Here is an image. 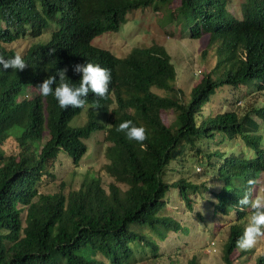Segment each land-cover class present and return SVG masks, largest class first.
Segmentation results:
<instances>
[{
	"label": "trees",
	"instance_id": "1",
	"mask_svg": "<svg viewBox=\"0 0 264 264\" xmlns=\"http://www.w3.org/2000/svg\"><path fill=\"white\" fill-rule=\"evenodd\" d=\"M169 2L0 0V54L5 58L12 48L6 50L4 44L26 36L36 38L49 30L48 37L22 51L29 67L0 71V264H131L133 253L146 255V249L150 261L158 264L156 240L165 239L168 231L186 232L167 213L169 188H175L178 204L192 209L196 220L202 219L203 206L193 211L195 196L203 201L206 190L212 195L207 205L213 215L232 211L222 262L231 264L234 250L244 253L236 241L246 226L240 221L251 209L240 206L239 200L247 191V180L264 172V146H260L255 121L257 116L264 122V92L260 107L240 106L241 114L233 109L206 114L201 108L222 86L242 87L256 80V87L262 89L264 0H245L240 17L228 13L226 0H178L174 8L166 6ZM151 4L155 10L170 9L185 19L181 26L188 29L190 39L206 34L207 45H215V64L206 71L198 69L200 79L188 92L175 87L176 72L162 45L132 47L117 57L92 43L103 33L118 31L131 11ZM86 61L111 71L107 97L89 92L86 98V104L102 115L109 113L111 120L95 121L89 111L88 122L72 127L68 122L81 108L61 109L54 96H41L37 86L63 68H67L69 82L78 86L81 74L72 66ZM30 85L37 93L26 99L23 89ZM168 111L173 118L165 123L161 115ZM124 120L145 127L148 138L143 144L117 132ZM95 125L108 127L103 168L111 179L106 186L97 175L85 171L76 187L60 184L54 192L41 191V177L53 176L59 154L78 164L86 151L83 140ZM216 133L222 138L238 136L254 156L241 150L207 154L212 176L221 174L216 191L204 182H193L186 173L176 179L166 175L185 171V158L201 154L203 141ZM8 137L15 141V150L6 153L3 144ZM168 166L174 170L167 171ZM81 248L88 249L86 256L78 252ZM176 253L165 264H175ZM190 256L185 264H198L196 252ZM254 264H264V254Z\"/></svg>",
	"mask_w": 264,
	"mask_h": 264
},
{
	"label": "rangeland",
	"instance_id": "2",
	"mask_svg": "<svg viewBox=\"0 0 264 264\" xmlns=\"http://www.w3.org/2000/svg\"><path fill=\"white\" fill-rule=\"evenodd\" d=\"M243 2L245 0H226V10L232 16L240 17L241 4ZM177 5L178 0H170L166 6L174 8ZM151 6L152 4L150 7L147 6L131 11L126 15V21L120 26L118 31L103 33L96 37L92 43L99 48L109 50L117 57L125 55L132 47L149 46L151 44L162 45L169 55L170 62L176 72L175 87L188 92L190 87L200 79L201 73L198 72V69L202 68L203 71H206L211 69L215 64L217 59L214 51L215 45L210 47L207 45L208 36L206 34L196 39H190L188 37V29H184L181 26L185 25V19H182L179 14L171 13L170 9L155 10ZM168 19H170L169 22L166 21ZM178 28L179 32H177ZM48 36L49 30L46 29L36 38L29 39L28 37H24L18 39L14 43V46L22 52L32 41L38 42ZM203 51H206L205 55L201 54ZM200 59H202L201 62H199ZM191 73L192 75H190ZM251 88H253L252 82H249L246 86L235 88L222 86L210 96L209 102L204 104L201 109H204L206 114H214L226 109H233L237 114H241L243 112L241 109L243 108L260 105L262 91H249ZM238 107L241 109H238ZM201 115L203 116L202 112ZM86 118L87 108L84 107L78 115L69 120L68 125L72 127L83 125ZM161 118L167 123L172 120L173 113L168 111L167 114H162ZM257 133L261 137V145L264 146V124L262 122H259ZM221 136L223 135L216 133L212 139L203 141L198 152L202 151L203 154L187 156L184 161L185 171L177 173L170 171L166 175L170 179H176L183 173H186L188 178L193 182H204L208 189L216 191L220 185L221 174L219 176L214 173L212 176L214 170L210 168L211 165L207 164V154L219 151L227 154L230 151L241 150L249 156H254V151L246 148L238 136L234 138H222ZM219 138L222 139L221 142H217ZM85 142L87 151L76 166L70 162V159L66 155H58L59 161L55 162V167L51 170L53 176L42 175L41 177V191L54 192L59 189L60 184L76 187L79 183L80 174L85 171L97 175L101 179L103 186H106L111 178L108 177L103 168L107 160L104 155L106 143L102 140V133H92ZM14 143L13 138L8 137L3 144V150L6 153L15 150L13 147ZM212 157L213 155L210 158L212 159ZM72 169L75 170V173L71 172ZM168 170H174V168L168 166ZM256 181L257 184L253 196L257 193H264V173H257ZM175 194V188H169L167 195L170 211H167V213L173 215L175 219L183 224L186 227V232L168 231L165 239L156 240L158 243V253L160 254L158 264L167 263L171 259L174 250L178 253L174 260L175 264H185V261L191 258L192 252H196L198 264H223L221 254L227 237L229 224L227 217L230 220L233 219L232 211L226 217L214 214L211 219L209 215L210 206L207 205V199L212 198V195L206 190L202 194L205 196L203 201L200 196H195L193 211L199 208V204L203 206L201 208L203 219L199 221L192 217V209L188 210L183 205L178 204ZM250 215L244 220L245 225ZM214 225L216 226L213 227ZM134 243L132 244L133 247ZM138 250L143 251V247H138ZM78 252L86 256L89 251L86 248H81ZM238 253L235 250L231 253V264H254L255 258L264 254V237L258 238L257 244L250 252ZM145 254L140 255L134 252L133 257L131 256L134 259L131 264H156L150 261L151 257L147 249L145 250ZM123 264L127 263L124 262Z\"/></svg>",
	"mask_w": 264,
	"mask_h": 264
},
{
	"label": "clouds",
	"instance_id": "3",
	"mask_svg": "<svg viewBox=\"0 0 264 264\" xmlns=\"http://www.w3.org/2000/svg\"><path fill=\"white\" fill-rule=\"evenodd\" d=\"M28 38L33 39L32 37H28ZM14 43H9L4 45L6 50H11L10 48H12V51L9 55H7L8 58H5L2 54H0V66H2V69H0V71L7 69L23 71L25 68L29 67V65L25 62V60L22 57V52H20L19 49L15 48ZM32 43H34V41H32L30 44ZM72 68L75 73L81 74L80 82L78 86H74L69 82L70 80L66 77L67 68H63V69H59L56 72V74L48 75L45 79L42 80V82L37 86L39 94L45 98L49 97L50 95L54 96L61 109L66 110L69 107L82 109L86 107L87 113L89 111L92 112L93 120L98 122L102 121V123H104L106 120H111L109 113L106 115H102L98 112V110H96V108L92 107L89 104H86V98L89 92L94 93L99 98L107 97L109 91V85L111 83L110 69L106 67H102L100 64L93 63L91 61H86L83 64L77 63L73 65ZM57 76L59 77L58 80L56 78ZM252 82L255 84L257 81L253 80ZM254 84H253V88H251V90L249 91L264 92L263 91L264 87H262V89L257 88L256 84L255 85ZM23 90H24L23 97H25L26 99L30 98L33 95V93L35 94L37 93V91L31 85L26 86ZM19 97H22V94ZM260 106H261V98H260V105L252 106V107L257 108ZM97 107H99V105H97ZM129 111L133 113V108L129 107ZM255 121L256 123H258V127H259V122H262L264 124V122L257 116L255 117ZM86 122H88L87 118L85 123ZM96 126L97 125H95V127L90 131L88 137L83 140L85 146H86L85 141L88 140L90 135L94 132H101L103 142L106 143V146L108 145V143L105 142L104 139L106 135V129L108 127L99 129ZM116 130L117 132L125 133L126 137L129 140H135L141 144H143V142L148 138L145 127L137 126L132 120L122 121ZM260 146L263 147L262 145ZM86 151H87V147H86ZM104 152H105V148H104ZM256 184H257L256 178L255 179L249 178L247 180V185H248L247 191L239 200L240 206H247L248 208L251 209V213H248L246 217L242 221H240L244 224V220L247 218L249 214H251L248 218L246 226L244 227L243 234L236 241L237 247L240 250H242L244 253L245 251L248 250L251 251V249L255 247L258 238L264 237V193H257L255 196H252V191ZM209 215L210 218L212 219L213 214L211 211V206L209 210ZM217 216L226 217L227 215H217ZM228 218L229 217H227V220ZM202 219H199V221L200 220L202 221ZM228 221L230 224L231 223L230 220ZM215 226L216 225H214L213 227ZM210 238L212 237L210 236ZM177 254L178 253H176V255Z\"/></svg>",
	"mask_w": 264,
	"mask_h": 264
}]
</instances>
